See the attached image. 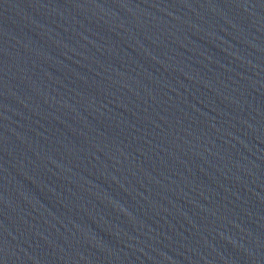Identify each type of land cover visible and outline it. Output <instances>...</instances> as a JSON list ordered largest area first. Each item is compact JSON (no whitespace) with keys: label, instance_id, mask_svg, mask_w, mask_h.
Returning <instances> with one entry per match:
<instances>
[{"label":"water","instance_id":"95a60500","mask_svg":"<svg viewBox=\"0 0 264 264\" xmlns=\"http://www.w3.org/2000/svg\"><path fill=\"white\" fill-rule=\"evenodd\" d=\"M0 264H264V0H0Z\"/></svg>","mask_w":264,"mask_h":264}]
</instances>
